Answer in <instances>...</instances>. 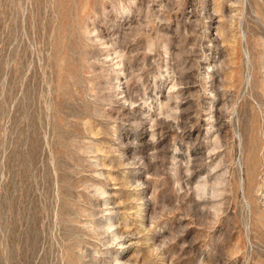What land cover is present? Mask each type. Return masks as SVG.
Masks as SVG:
<instances>
[{"label":"rangeland","instance_id":"374dc122","mask_svg":"<svg viewBox=\"0 0 264 264\" xmlns=\"http://www.w3.org/2000/svg\"><path fill=\"white\" fill-rule=\"evenodd\" d=\"M0 264H264V0H0Z\"/></svg>","mask_w":264,"mask_h":264}]
</instances>
